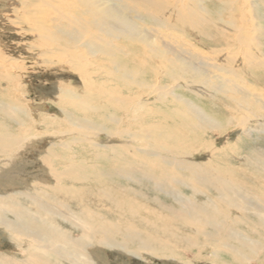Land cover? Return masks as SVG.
<instances>
[{
	"label": "bare ground",
	"instance_id": "bare-ground-1",
	"mask_svg": "<svg viewBox=\"0 0 264 264\" xmlns=\"http://www.w3.org/2000/svg\"><path fill=\"white\" fill-rule=\"evenodd\" d=\"M15 1L18 2V7L1 11L0 19L6 26L11 24L13 27L15 25L20 28V40H24L28 34L34 36L30 45L18 44L20 48L37 50L38 53L35 55L37 63L67 69L69 72L76 73L81 82L83 92H80L79 89H74L71 92L60 88L57 103L69 104L73 109H76L79 104L84 106V101H86L90 105L87 110H92L91 103L101 102L107 111L110 112L109 108H111L113 113L109 114L107 118H112L114 124L119 127L126 125V128L123 130L118 129L119 127L110 128L102 130L101 133L106 137H119L117 144L120 149L130 148V164L127 168H130L133 160L138 158L136 153L139 150H136L135 142L147 143L146 150L144 149L143 152L144 157L138 159L133 170L132 174L135 176L131 174L130 178L129 173L124 170L113 172L118 178V186L127 189V196H134L130 186L136 183L134 180H137L138 174L149 183L154 184L155 190H160L159 185L163 181L168 184L175 179L174 174L169 173L170 171L161 172V178L157 177L155 173L153 175V172L163 165H160L158 160L150 158H157L162 152L186 150L188 146L186 142H182L183 146H176L169 150L167 148L168 139L172 132L169 131V128L168 132L163 131L164 123L167 122L168 127H172V124L179 126L189 124L194 129L191 132L193 135L187 132L185 136L188 133L191 135L192 147H195V144L204 143L203 135L207 134L206 131L221 134L220 130H217L216 119L205 114L199 108L194 109L189 106L187 113L180 114V111L170 107L169 104L175 105L181 102L180 96L176 95V89H174L178 85L187 88L190 86L197 92H199L195 87L197 83L208 87L205 89V95L209 99L214 101L217 99L223 103L226 107L224 111L229 115V124L242 126L248 123L249 127L255 123L264 127V88L261 90L262 94H256L250 90L251 88L246 87L248 85L247 78H243L245 80L243 83L230 78L227 74L264 68V29L259 26L262 23L259 22L261 18L252 1L218 0L229 7L230 15L215 22L208 18L205 19V7L201 0ZM47 6H50L53 13ZM247 6L248 8H246ZM127 13H133L135 16L130 18ZM172 19L175 25L180 23L185 28L203 27V24L213 27L216 34L211 42L217 46L216 49L211 50L210 54H203L197 49L186 48V46H190L186 41L169 39L164 34V29H167V25L171 24ZM139 22L146 23V26H142ZM157 23L161 24L160 28ZM152 31L156 32L155 35L162 33L163 37L155 36L151 33ZM254 40L256 47L252 51ZM4 51L0 43V77H3V81L7 85L5 88L15 94L16 88L12 89L14 73L9 69H13L17 73L19 66ZM19 76L21 75L19 74ZM0 85L2 86L1 81ZM210 88L221 93L225 102L221 98H216ZM182 103H186V101L183 100ZM157 104H168V112L156 107ZM23 108L27 114H36L28 112L25 104ZM19 109H21L20 106L12 104L9 112L15 114ZM62 110L64 111L63 108ZM68 114L70 115L69 112ZM74 120L76 118H73ZM79 127L83 131L80 135L78 134L81 137L79 141L90 142L91 139H94L93 134L84 130V125L81 124ZM179 133L176 132L175 135H179ZM239 141L240 139L236 138L234 145L226 143L228 146L226 152L214 150V142L205 146L210 158L203 164V174L214 173V181H202L201 177L195 179V176L189 173L196 169L195 165L185 164L187 168H181V171H186V177L190 182L201 181L200 193L206 195L207 186L212 187L215 191V201L207 204L205 202L206 205L193 206L189 199L186 200L173 191L170 192L166 189L165 192H161L167 196L170 195L179 207V209H171L173 215L168 216V223L183 221L186 227L192 228L190 233L186 230L174 233L175 224L174 227L168 226L163 234L161 232L158 234L156 227L148 235L145 230L127 223L128 227L124 233L127 240L123 241L126 246L134 245L137 248V252L132 257L143 256L147 259L164 250L174 252L175 248H197L202 245L198 242L199 237L208 238V240L215 237L219 241H216L213 247L215 251H211L214 258L219 256V249H224L232 256L233 260H238L240 264L245 262V251L241 254L237 252L232 243H221L220 234L228 235L232 242L241 244L240 239L243 235L239 225L245 220V213L249 212H244L243 200H237V196L240 197V195L236 196L235 187L247 189L248 194L245 193V195L251 199L248 206L257 218L256 223L264 224V176L254 172L252 175H248L245 167L241 165V161L238 164L228 165V171L219 170L212 162L218 155L230 158L228 154L230 153L233 157H237L236 150L239 148ZM163 143H166L167 146ZM107 146L108 144H105L100 147L106 148ZM68 166L69 168L63 170H54L56 189L60 188V184L64 180L72 183L81 181V175L77 169L73 168L74 165L73 167ZM112 168H114L113 165ZM174 168L177 169L175 166ZM109 170H111L110 167ZM49 174L53 175L51 170ZM102 175H99L100 180ZM121 179L126 182L125 188ZM130 180L132 185L129 184ZM230 182H233L235 186H232L225 200L224 184L230 185ZM99 195L101 198L107 197V193L104 192L98 193V198ZM137 197L147 199L140 194ZM224 200L233 205L237 212L235 218L228 219V209L226 208V212L222 207ZM55 213L61 218H66L64 211H60L58 208ZM86 213L87 215L82 221L80 238L91 239L97 246L106 245L103 244L105 242L110 243L111 246H118L115 237L119 233L120 227L114 223L108 224L100 221L88 210ZM120 214L125 217L122 212ZM122 223L126 224V222ZM76 224L79 225L78 222ZM161 227H164L162 223ZM42 228L41 225L40 227L34 225L30 232L21 235L25 239L21 240L20 237H17L16 240H20L19 244L17 242V248L21 258L7 256L3 261H0V264H54L50 255L55 253L53 245L56 246L60 232L50 229L52 227L49 228V232L42 231ZM10 229H12L11 226ZM41 231L43 232L42 238L39 235ZM45 232L47 238L44 236ZM179 233L184 236H180ZM262 233L263 231L259 232L260 238ZM8 234L13 239L14 232L8 231ZM94 236H96V240ZM185 241L188 244L185 245ZM254 244L255 242L252 243L251 248L253 259L257 257L258 251L264 249V241H260L255 246ZM24 245L26 246L22 248ZM172 247L175 248L172 249ZM88 249L89 246L83 245V250ZM121 250L123 249L118 251L122 252ZM81 254L84 264H94L85 252ZM171 255L175 256L172 259H180L176 253ZM76 256H80V254ZM214 258L208 262L217 264ZM79 264L82 263L79 262Z\"/></svg>",
	"mask_w": 264,
	"mask_h": 264
},
{
	"label": "rangeland",
	"instance_id": "rangeland-1",
	"mask_svg": "<svg viewBox=\"0 0 264 264\" xmlns=\"http://www.w3.org/2000/svg\"><path fill=\"white\" fill-rule=\"evenodd\" d=\"M251 1L261 18L259 22L262 23L259 26L264 29V0ZM201 3L205 7V19L208 18L212 22L230 15L229 7L221 1L201 0ZM17 7L18 2L15 0H0V17L1 11ZM47 7L50 8V6ZM135 8L137 9L136 6ZM50 10L53 13L51 8ZM127 14L130 18L135 16L133 13ZM143 15L146 16L144 13ZM236 16L238 17V15ZM170 23L169 26L167 25V29H164V34L169 39L186 41L191 46H186V48L197 49L203 54H210L211 50L216 49L217 46L211 42L216 34L213 27L203 24V27L185 28L180 23L175 25L173 19ZM139 24L146 26V23L139 22ZM158 25L160 28L161 24ZM19 33V27L15 25L13 27L11 24L6 26L4 21L0 19V43L5 50L4 52L11 56L17 66L20 67L17 68V73H15V70L9 69L14 73L12 75V89L16 88L15 94L5 88L7 85L3 81V77H0L2 82V86L0 85V261H3L7 256L21 258L17 248L20 240H16L17 237L23 240L25 237H21L22 234L30 232L34 225L38 227L41 225L43 226L42 231L49 232V228L52 227L50 229L60 232L56 246L53 245V252L55 253L50 255L54 264H79V262L84 264L81 254L84 252L94 264H188V262L189 264H212L208 261L214 258L211 255L215 251L213 247L216 241H219L215 237L210 240L199 237L198 242L202 245L197 248L181 249L172 247L176 251L168 252L164 250L147 259L143 256L132 257L137 252V248L134 245L126 246L124 244V241L127 240L124 236L128 227L127 223L145 230L148 235L156 227L158 234L159 232L163 234L168 226L172 225L174 227L175 224L174 233L180 230H186L190 233L192 228L186 227L183 221L168 223V216L173 215L171 209H179V207L170 195L167 196L161 192H165L166 189L170 192L173 191L184 199H189L193 206L206 205L215 201V191L212 187L207 186L206 195L200 193L201 181L190 182L186 177V171H181V168H187L185 164L195 165L196 169L189 171L192 176H195V179L201 177L202 181H214V173L203 174V164L210 158L205 146L214 142V150L226 152V148H228L226 143L229 142L234 145L236 138L240 139L239 148L236 150L237 157H233L228 153L230 158L218 155L212 162L219 170L228 171V165L238 164L241 161V165L245 167L248 175H252V172H254L261 173L264 176V127L262 128L261 125L255 123L249 127L247 126L248 123L242 126L229 124V115L224 111L226 107L223 103L217 99L215 101L209 99L205 95V89L208 87L197 83L195 85L199 90L197 92L190 86L187 88L178 85L174 89H176V95L180 96L181 102L175 105L169 104L170 107L180 111V114L187 113L189 106L194 109L199 108L205 114L216 119L217 130H220L221 134L206 131L207 134L203 135L205 138L204 143H198L195 144V147H192L193 139L191 135L193 134L191 132L194 129L189 124L181 126L172 124V127H168L167 122L164 123L163 131L168 132L169 128V131L172 132L168 139L167 148L169 150L176 146H183L182 142H186L188 146L186 150L162 152L159 157L150 158L158 160L159 164L163 165L161 168H157L153 175L155 173L157 177L161 178V172L170 171L169 173H173L175 179L171 183L168 182V184L163 181L159 185L160 190H155L154 184L149 183L138 174L137 180H134L135 184L131 180L129 181V184H133L130 188L134 192V196L129 197L127 196V189L118 186V178L115 177L116 174L114 175L113 172L124 170L129 173L128 176L130 177L134 173L133 170L138 159L144 157L143 152L146 150L147 143L135 142V148L139 150L136 153L138 158L133 160L130 168H127L130 164V148L120 149L117 144V138L119 137H106L105 134L101 133L102 130L119 127V125L114 124L112 118H107L109 114L113 113L112 109L107 106L111 110L110 112L107 111L101 102L91 103L92 110H87L90 105L86 101H84V106L79 104L76 109H73L69 104H58L57 97L60 94V88L71 92L74 89H79L80 92H83L78 76L76 73L55 65L49 67L40 62L37 63V57L35 56L38 53L37 50H26V47L20 48L18 45H30L34 36L28 34L24 40H20ZM151 33L155 35L156 32L152 31ZM156 35L159 38L163 37L162 33ZM252 46L253 51L256 47L255 40ZM252 58L254 57L252 56ZM227 74L230 78L243 83H245L243 78H247L248 85L246 87L251 88L250 90L256 94L263 93L261 90L264 88V68ZM212 91L215 93L216 98H221L225 102L221 93ZM99 100L101 101V99ZM183 100L186 103H182ZM12 104L21 107L19 111L16 110L15 114L9 112ZM24 104L28 112L36 114H27L23 108ZM156 107L168 112V104H157ZM73 118H76V120L73 121ZM115 119L118 118L115 117ZM186 120L188 121V119ZM81 124L84 125V130L93 134L94 139H91L90 142L79 141L81 140L79 135L83 132L79 129ZM125 128L126 125H123L118 129L123 130ZM179 131L183 132L179 133ZM176 132L179 135H175ZM187 132H190L191 135L188 133L185 136ZM105 144H108L106 148L100 147ZM163 144L167 146L166 143ZM68 165L70 167L74 165L73 168L77 169L82 179L77 183L64 180L61 182L60 188L56 189L54 170L69 168ZM112 165L114 168H112ZM109 167L111 170H109ZM50 170L53 173L52 176L49 174ZM100 174H103L101 180L99 178ZM121 182L125 188V180L121 179ZM224 185L226 200L230 189L235 185L233 182H230V185ZM103 192L107 193V197L101 198L99 195L98 198V193ZM245 193H247L246 188L235 187L236 196L237 194L240 195V197L237 196V200L242 199L244 212H249L245 213L246 218L239 225L243 235L240 239L242 245L239 242H232L228 235L223 236V234H220V237H222L220 242L232 243L237 252L241 254L245 251L246 260L243 264H264V249L258 251L257 257H254V259L252 258L251 249L253 242H255V246L260 241H264V224L256 223L257 218L248 206L251 199ZM138 194L145 196L147 199L137 197ZM225 200L222 207L226 212L228 209V219L230 220L237 216V212L233 205L228 201L225 202ZM205 202L206 204H204ZM57 208L64 211V215L68 219L58 216L55 213ZM86 210L100 221L108 224L114 223L120 227V231L115 237L118 246H111L107 242L103 243L106 245L97 246L91 239L83 240L80 238L82 221L87 215ZM77 222L79 225L76 224ZM122 222H126V226ZM161 223L164 227H161ZM10 226L12 229H10ZM8 231L14 232L13 239ZM42 231L39 234L41 238L43 237ZM261 231H263L261 236L263 239L259 236ZM46 232L44 236L47 238ZM180 236L184 235L181 233ZM94 237L96 240V236ZM75 241H78L77 244ZM186 244L188 243L185 241ZM83 245L89 246V249L83 250ZM120 249H123L122 252L118 251ZM172 253H176L180 259H172V257H175L171 255ZM77 254H80V256H76ZM218 254V259L214 258L217 264H240L238 260L234 259L236 260L234 261L232 256L226 253L224 249H219Z\"/></svg>",
	"mask_w": 264,
	"mask_h": 264
}]
</instances>
